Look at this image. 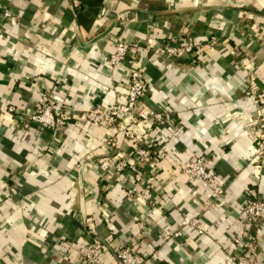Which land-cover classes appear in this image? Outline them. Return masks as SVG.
<instances>
[{"label":"crops","instance_id":"1","mask_svg":"<svg viewBox=\"0 0 264 264\" xmlns=\"http://www.w3.org/2000/svg\"><path fill=\"white\" fill-rule=\"evenodd\" d=\"M168 39L200 49L167 59L159 45ZM117 42L129 53L111 65ZM133 61L147 87L133 114L152 110L166 123L133 129L150 151L143 186L154 206L135 200L128 170L106 178L98 167L107 155L136 160L117 128L131 117L108 127L86 116L124 103ZM252 91L264 97V0H81L78 8L71 0H0V264H84L76 252L94 238L108 246L101 264H118L112 249L131 240L142 264H234L243 205L264 201ZM46 98L55 117L66 116L64 129L29 119ZM197 157L214 169L220 199L183 174ZM192 217L205 234L185 228L162 239ZM251 238L264 264V219Z\"/></svg>","mask_w":264,"mask_h":264},{"label":"built area","instance_id":"2","mask_svg":"<svg viewBox=\"0 0 264 264\" xmlns=\"http://www.w3.org/2000/svg\"><path fill=\"white\" fill-rule=\"evenodd\" d=\"M74 7L78 8L81 5V0H71ZM4 17H9L8 11H4ZM218 42L211 39L207 42L209 49L216 48ZM129 45L125 42H117L114 46V52L108 57V62L111 65H117L124 61L129 53ZM200 49V45L184 41L181 44L177 43L174 39H168L159 45L160 55L167 59H180L196 52ZM147 91L145 82L143 81L141 69L139 65L135 64L130 66L128 73V88L124 97V103L113 107L108 115H104L100 110L93 109L87 113L89 121L95 124L105 122L108 127H114L115 120L120 114H128L131 117V123L125 127H117L123 132L132 144L133 152L136 156L135 161H128L125 159H117L109 155L104 156L98 160V167L106 174L108 178L111 171L121 173L128 170L132 175V188L131 193L137 201H145L150 206H154L152 201V192L148 187L143 186V166L150 158L149 149L140 146L139 141L134 134V126L139 122H148L154 120L159 126H165L164 117L155 111H141L133 114L134 106L143 98ZM251 95L257 102V108L260 110L259 119L257 123V131L254 134L255 149L253 157L261 158L264 156V97L257 95L255 91ZM12 111V109H9ZM52 102L46 98L34 112L30 113L29 119L38 124L46 127L62 129L66 126V116L59 113L56 117L53 114ZM116 128V129H117ZM115 134H111L106 139V146L112 149L115 144ZM183 174L187 181L193 185L199 186L205 190H211V199L218 200L221 198L222 189L217 191L212 190V184L215 180V171L212 167L200 157L193 158L183 168ZM210 197V196H209ZM194 205H199L200 202L192 199ZM264 219V201L250 200L243 205L241 212V226L239 231L232 239L236 247H240L242 251L235 254L232 259L234 264H257L258 245L254 239L251 238L252 227L260 220ZM185 228H192L200 236L206 233V226L197 217L183 218L178 223L173 231H166L162 233V239L179 238L182 230ZM92 235L94 230L92 228L88 231ZM248 243H244V240ZM107 243L99 239H93L76 252V256L83 261L84 264H101L100 260L105 252ZM118 264H142V258L137 250V245L134 240H131L127 245L116 247L112 249ZM157 256V252H153V257Z\"/></svg>","mask_w":264,"mask_h":264},{"label":"rangeland","instance_id":"3","mask_svg":"<svg viewBox=\"0 0 264 264\" xmlns=\"http://www.w3.org/2000/svg\"><path fill=\"white\" fill-rule=\"evenodd\" d=\"M62 129H64V128H62ZM200 205V204H199Z\"/></svg>","mask_w":264,"mask_h":264}]
</instances>
